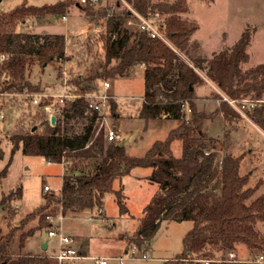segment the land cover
<instances>
[{
  "label": "trees",
  "instance_id": "1",
  "mask_svg": "<svg viewBox=\"0 0 264 264\" xmlns=\"http://www.w3.org/2000/svg\"><path fill=\"white\" fill-rule=\"evenodd\" d=\"M123 1L141 16L156 19L171 45L129 27L127 22L134 15ZM123 1L101 0L96 4L87 0L82 4L80 0H59L34 6L24 0L8 10L0 8V107L7 102L6 97L15 101L18 96L39 91L29 78L32 66L66 60L65 35L21 32L18 26L49 15L63 18L77 8L92 21H105V32L100 36L104 56L85 72L70 73L64 87L70 92L84 89L89 95L99 93L107 80L127 77L143 66L144 96L139 118L145 124L163 116L178 122L165 140L155 141L138 157L130 155L120 142L107 141L103 116L90 108V99L65 101L55 125L50 124L44 103L39 105L29 114L31 124H17L9 137L12 156L0 172V185L20 149L24 155L63 165L65 174L60 191L44 192L43 203L19 225L11 227L17 214L11 203L23 197L22 186L2 197L0 206H8L9 231L0 236V264H58L46 251L24 254L28 238L38 231L54 229L50 219L102 209L104 197L110 192L116 194L120 211L127 212L122 189L115 190L113 185L136 168L151 169L148 180L159 190L143 209L136 231L119 239L145 254L163 223L189 220L192 227L183 237L181 252L164 264H203V260H210V264H257L232 262L227 254L239 245L264 254V236L256 228L257 223H264V194L253 198L258 187H246L249 176L240 175L241 156L228 154L216 162L215 155L205 150L207 141L213 143L215 139L204 131L206 123L219 115L227 130L234 129L242 119L226 99L264 101V63L243 69L257 27L247 26L230 50L214 52L208 58L200 42L193 39L198 23L183 17L190 12V0ZM201 1L211 4L215 0ZM208 84L211 89L206 98L219 103L211 113L199 110L197 105L204 98L198 90ZM109 106L116 117L112 98ZM23 113L26 116V110ZM253 119L264 130V108L257 109ZM176 141L182 145L180 156L173 152ZM16 243L19 251L14 249ZM218 253L224 256L220 261H216Z\"/></svg>",
  "mask_w": 264,
  "mask_h": 264
},
{
  "label": "rangeland",
  "instance_id": "2",
  "mask_svg": "<svg viewBox=\"0 0 264 264\" xmlns=\"http://www.w3.org/2000/svg\"><path fill=\"white\" fill-rule=\"evenodd\" d=\"M23 1L2 0L0 8L8 10ZM57 1L59 0H27L28 4L34 6L53 4ZM189 5L190 12L183 17L200 24L201 30L198 35L201 39L209 41L211 51L230 50L247 26H256L257 33L247 50L249 61L243 69L264 63V0H215L211 4L201 0H190ZM30 30L38 34L65 35L68 39L66 60L50 63L45 67L38 64L32 66L29 78L33 84L39 86V91L18 96L15 101L6 97L7 102L0 107V172L12 156L10 135L19 123L28 127L31 124L29 114L39 108L32 102L34 96L48 95L50 99L58 101L57 97L64 94L63 83L70 73L85 72L104 56L100 36L105 32V21H92L77 8H73L64 20L62 17L49 15L45 20L37 19L18 26V31ZM204 55L211 58L213 53L208 55L204 52ZM59 74H61L60 79ZM107 81L112 85L108 94L113 92L117 100L112 98L116 103V117L112 116L110 107L106 128L111 127L114 118H121L118 120L120 142L125 145L129 154L143 156L155 141L165 140L169 131L178 125L174 120H156L145 124L144 120L139 118L138 110L142 105L144 92L142 72L137 73L132 79L118 78ZM210 89L211 86L208 84L198 90L199 95L204 97L197 102L198 109L207 113L213 112L219 104L214 99L206 98ZM263 108L264 101H261L256 110ZM255 111L249 114L248 119L242 116L232 130L225 128L221 115L208 121L204 127L207 136L215 139L213 143L207 141L205 150L215 155L216 162L221 161L228 154L242 157L240 175L249 176L246 187H258L253 198L264 194V130L253 119ZM185 112L188 113L187 109ZM173 152L176 156L181 155V142L173 143ZM150 171L147 168H136L122 181L114 182V189L123 191L127 212L120 211L116 194L110 192L104 197L102 214H99V208L96 207L80 213H68L55 219L53 226H59L60 233L74 238V248L82 255L61 264H97L100 260H106L107 264H164L181 252L183 237L192 227V222L189 220L163 223L151 249L145 253L147 259L141 258L144 255L141 252L137 258H132L130 251L126 254L125 249L130 250L134 246L119 239L120 235H132L136 231L144 206L159 190L157 184H152L145 177ZM64 174L65 170L61 164L48 162L39 156L24 155L21 149L18 150L12 157L8 174L0 185V201L3 196L14 192L18 186L23 188V197L11 203V207L16 208L17 211L11 227L19 225L22 218L43 203L44 186H48L51 192L58 193ZM4 207L8 209V206H0V236L6 235L9 231V218ZM256 228L264 236V223H257ZM46 240L49 241L47 254L52 256L57 253L58 238H49L45 230L28 238L22 252L41 253L42 242ZM14 249L19 251L17 243ZM235 252L240 261L251 262L258 255V252H250L243 245L237 246ZM222 258H224L222 253H218L217 260ZM121 259H123L122 263ZM53 261L60 264L55 259Z\"/></svg>",
  "mask_w": 264,
  "mask_h": 264
},
{
  "label": "built area",
  "instance_id": "3",
  "mask_svg": "<svg viewBox=\"0 0 264 264\" xmlns=\"http://www.w3.org/2000/svg\"><path fill=\"white\" fill-rule=\"evenodd\" d=\"M94 3H99L101 0H92ZM123 1V0H121ZM82 4H86L87 0H80ZM124 2V1H123ZM125 3V2H124ZM126 4V3H125ZM126 6L131 10V12L134 15V18L130 19L127 22V25L129 27H137L141 32H146L151 38L153 39H160L163 42H165L168 45H171L168 38L165 36V33L160 30V26L158 25L156 19L146 18L138 14L136 11H134L130 6L126 4ZM158 15H156V18ZM65 18V17H63ZM4 57V56H3ZM2 57V58H3ZM112 85L110 82L106 81L103 83L102 89L99 93L95 94H86L84 92V89H80L76 92H70L65 87V92L63 95H60L57 97L58 101L56 99H50L48 95H35L32 99L33 104L39 106L42 103H44L43 109L49 116V121L52 116L56 117L60 112V106L64 104L65 101H74L75 99L84 97L91 100L90 108L97 113H99L101 116H103V124L106 126V120L109 115V100L113 98V96L108 94V91L110 92ZM229 104L243 117L248 119L249 114L256 110V108L261 104V101H250V100H242V101H235V100H228L226 99ZM187 111L190 113V110L187 106ZM107 129V128H106ZM120 135L118 134V131L116 129V126L114 124L111 125L110 128L107 129V141L108 142H120ZM208 154V153H206ZM64 167V166H63ZM44 192L51 191V189L48 186H44ZM102 209L99 210V214H102ZM55 219H50V222L53 225V222ZM54 229H51L47 231V236L49 238H58L59 241V249L57 253L50 256L52 259H55L60 264L69 260H73L76 258L81 257V252L77 251L74 248L75 240L72 237L65 236L62 233L59 232V226H53ZM130 255L132 258H137L140 251L137 247H132L130 250ZM127 252V254L129 253ZM142 259H147V255L144 254L141 256ZM221 260V259H220ZM216 260V261H220ZM227 260L232 262L240 261L238 259L237 253L235 251H231L227 254ZM123 262V259H121V263ZM203 264H210V260H203L201 261ZM253 263L257 264H264V254H259L256 256L254 261H251ZM97 264H107L106 260H100L97 262Z\"/></svg>",
  "mask_w": 264,
  "mask_h": 264
},
{
  "label": "crops",
  "instance_id": "4",
  "mask_svg": "<svg viewBox=\"0 0 264 264\" xmlns=\"http://www.w3.org/2000/svg\"><path fill=\"white\" fill-rule=\"evenodd\" d=\"M46 19V17L45 18H40V19H38V21H42V20H45ZM63 20L64 19H66V17L65 18H62ZM195 19V18H194ZM196 20V19H195ZM198 25H199V29L196 31V33L194 34V36H193V39L194 40H197V41H199L200 42V44H201V46H202V48H203V50H204V52H206L208 55H211L212 53H214L215 51H211V50H209L210 49V47H211V44L209 43V41H207V40H205V39H201L200 37H199V31L201 30V26H200V24L198 23ZM32 31V30H31ZM257 33V32H256ZM51 35H55V34H51ZM256 35V34H255ZM66 37V36H65ZM255 37V36H254ZM254 39V38H253ZM66 41L68 42V39H67V37H66ZM144 70H145V68L143 67V66H139V67H137V68H135L131 73H130V75L129 76H127V77H124V78H130V79H132V78H135V76L137 75V73L139 74L140 72H142V76H143V84H144ZM123 78V79H124ZM122 79V78H121ZM64 87V86H63ZM112 88V87H111ZM65 87H64V92H65ZM111 95L113 96V98H115L116 100H117V97H116V95L113 93V92H111ZM143 96H144V92H143V95H142V102H143ZM201 100H199L198 102H200ZM205 101V100H204ZM117 102V101H116ZM141 107H142V105H141ZM141 107H140V109H141ZM139 109V110H140ZM185 109H187V106H185L184 107V110ZM139 110H138V113H139ZM187 115H188V113H186ZM121 118L120 117H118V118H114L113 119V124L116 126V129H117V131H118V134L120 135V132H119V124H118V120H120ZM156 120H171V119H167L165 116H163L162 118H158V119H153V120H151V121H156ZM120 137H121V135H120ZM121 143V142H120ZM121 144H123V143H121ZM124 145V144H123ZM125 146V145H124ZM126 148V147H125ZM131 155V154H130ZM63 166V165H62ZM148 169V168H147ZM151 170V169H150ZM150 173H151V171L145 176L146 178H148L149 177V175H150ZM153 184V183H152ZM157 192V191H156ZM155 192V193H156ZM154 193V194H155ZM154 196V195H153ZM152 196V197H153ZM152 197H151V199H152ZM151 201V200H150ZM149 204V203H148ZM148 204H146L145 206H147ZM145 206H144V208H145ZM5 208V210H6V212H7V214H8V210L6 209V207H4ZM143 208V209H144ZM103 210V209H102ZM103 213V212H102ZM142 213H143V211H142ZM38 233H40V231H38V232H36L35 234H34V236L35 235H37ZM33 237V236H32ZM46 242H48V247H49V241H43L42 242V246H43V244L44 243H46ZM48 247H47V249H48ZM47 251V250H46ZM129 251V249L127 250V249H125V253L127 254V252ZM44 252V251H43ZM82 253H84V254H86V252H82Z\"/></svg>",
  "mask_w": 264,
  "mask_h": 264
},
{
  "label": "water",
  "instance_id": "5",
  "mask_svg": "<svg viewBox=\"0 0 264 264\" xmlns=\"http://www.w3.org/2000/svg\"><path fill=\"white\" fill-rule=\"evenodd\" d=\"M2 0H0V3H1ZM50 124L51 125H55L56 124V117L55 116H52L51 119H50ZM47 247H48V242L44 243L43 246H42V250L43 251H46L47 250Z\"/></svg>",
  "mask_w": 264,
  "mask_h": 264
}]
</instances>
